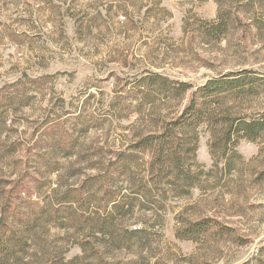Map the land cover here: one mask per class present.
Segmentation results:
<instances>
[{"label": "rangeland", "instance_id": "374dc122", "mask_svg": "<svg viewBox=\"0 0 264 264\" xmlns=\"http://www.w3.org/2000/svg\"><path fill=\"white\" fill-rule=\"evenodd\" d=\"M229 10L240 22L220 40L204 36L199 21ZM148 71L193 85L158 106L173 114L219 74L264 78V0H0V212L26 240L5 264H264V131L237 141L225 175L201 125L203 182L186 196L153 188L132 214L117 213L111 237L99 233L105 190L144 184L148 153L117 176L112 164L148 131L133 89ZM227 95L223 107L264 117V91ZM202 220L205 232L183 237Z\"/></svg>", "mask_w": 264, "mask_h": 264}, {"label": "trees", "instance_id": "16d2710c", "mask_svg": "<svg viewBox=\"0 0 264 264\" xmlns=\"http://www.w3.org/2000/svg\"><path fill=\"white\" fill-rule=\"evenodd\" d=\"M216 1L221 3V0ZM238 18V12L229 10L220 14L219 21L213 25L208 26L206 22L199 21L200 29L203 30L204 36L220 40L233 22H240ZM42 81L43 79L33 80L34 83ZM133 89L137 94H142V101H138V106L135 107L140 110L142 119H147L148 131L133 140L129 152L118 154L112 164L114 175L125 173L140 160L144 163L142 154L148 153L149 161L142 178L144 184L131 186L125 193L105 190L102 198L105 201L101 208L102 213L97 211L96 218H93L100 223L99 233L104 237H111L109 227L114 223L117 213L123 211L132 214L136 202L140 201L141 197H146L148 194L154 197L153 188L162 191L165 196L168 191L176 196H186L203 182V178L210 172L202 170V165L197 160L201 125L206 123L211 128L210 152L215 158V164L224 161L221 173L225 175H230L235 169L233 158H240L235 151L237 141L242 137L256 140L264 131V117L247 119L230 107L226 108L222 105L227 94L238 97L242 93L258 94L264 91V78L253 76L249 71L219 74L207 80L204 85L194 90L183 110L175 114L164 113L158 106L172 100H184L185 95L193 89L192 84L148 71L140 76ZM2 101L4 99L1 92L0 102ZM101 177L92 176V179L99 180ZM81 194L83 195V189ZM68 199L67 197L62 202L76 201ZM155 202L160 201L155 200ZM109 204H112L111 210L107 209ZM140 208L142 210V203ZM147 210L153 208L149 207ZM2 211L0 212V259L5 264L6 261L15 258L17 253L22 252L26 240L20 229L10 225L5 216L6 210L2 209ZM208 226V221L203 220L192 223L185 230L183 237L195 238L196 235L205 232ZM144 231L142 227L125 230L118 247L134 243ZM85 245L87 243L83 244V249L87 250Z\"/></svg>", "mask_w": 264, "mask_h": 264}]
</instances>
